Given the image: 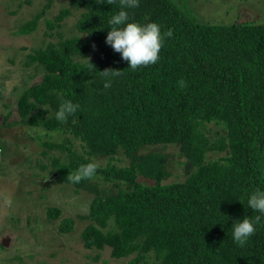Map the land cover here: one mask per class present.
Masks as SVG:
<instances>
[{
	"label": "trees",
	"instance_id": "obj_1",
	"mask_svg": "<svg viewBox=\"0 0 264 264\" xmlns=\"http://www.w3.org/2000/svg\"><path fill=\"white\" fill-rule=\"evenodd\" d=\"M54 1L45 0L15 33L37 30ZM70 4L46 18L45 34L58 39L27 54L25 64L42 67L43 75L23 89L17 123L82 141V152L66 141L43 145L67 151V160H53L56 179L94 194L80 216L89 220L84 246L109 248L112 257L129 258L126 264H264V218L243 247L233 239L239 220L259 215L247 206L251 194L264 191V24L202 23L174 0H139L127 9L128 22H155L173 35L155 65L132 70L106 42L119 0ZM74 9L77 35L65 36L56 28ZM108 68L123 74L106 89L101 71ZM68 100L77 112L57 121ZM169 144L184 157V180L164 183L169 156L154 147ZM119 153L129 164L98 163L93 179H67L80 165ZM61 214L48 210L53 218ZM74 223L64 219L61 232Z\"/></svg>",
	"mask_w": 264,
	"mask_h": 264
},
{
	"label": "rangeland",
	"instance_id": "obj_2",
	"mask_svg": "<svg viewBox=\"0 0 264 264\" xmlns=\"http://www.w3.org/2000/svg\"><path fill=\"white\" fill-rule=\"evenodd\" d=\"M187 14L202 23L231 24L235 21L264 24V0H174ZM45 0H0V264H126L129 258H114L109 248L88 249L82 239L89 220L80 218L90 209L94 194L61 182L53 171L54 158L67 160V151L45 147V141H66L79 152L82 141L61 132L22 123L17 101L23 89L41 80L43 68L26 65L27 54L45 46L51 39L45 34L46 18H53L64 7L73 9L70 0H55L42 14L39 28L30 34L15 31L43 9ZM79 12L74 9L61 28L65 36L77 35L75 22ZM54 31H57V30ZM70 138V139H69ZM169 156L170 177L164 183L184 180V157L177 145L154 147ZM218 155L210 153L209 157ZM102 165L129 164L124 154L115 158H95ZM42 164L48 165L43 169ZM48 177V179H46ZM10 197L11 207L4 204ZM59 207L58 218L48 215ZM66 218L74 219V228L61 232ZM7 239H5L6 237ZM4 237V238H3Z\"/></svg>",
	"mask_w": 264,
	"mask_h": 264
},
{
	"label": "clouds",
	"instance_id": "obj_3",
	"mask_svg": "<svg viewBox=\"0 0 264 264\" xmlns=\"http://www.w3.org/2000/svg\"><path fill=\"white\" fill-rule=\"evenodd\" d=\"M96 2L112 5L116 0H96ZM119 5L121 10L108 21L111 30L108 32L106 42L111 45L114 51L121 53L122 59L128 62V67L132 70L155 65L160 59L165 38L173 35L172 30L169 29L162 33L160 25L155 22L147 24L128 22L129 12L127 9L138 7L139 0H119ZM91 65L93 64L91 63ZM122 74V70L112 68L101 71V75L106 78L104 88H111L112 78L120 77ZM178 85L180 88L187 86L183 79L178 82ZM78 108L79 105L74 104L71 100L63 101L55 114L57 121L66 122L69 116L77 112ZM44 109L47 111L46 108ZM98 167L96 162L82 164L75 173H70L67 179L73 184H78L86 179L91 180L95 177ZM4 204L11 207V198L4 197ZM247 206L259 215H256L254 219L246 216L233 226L234 242L241 247L255 234L256 226L261 224L262 218H264V191L253 192L248 199Z\"/></svg>",
	"mask_w": 264,
	"mask_h": 264
},
{
	"label": "water",
	"instance_id": "obj_4",
	"mask_svg": "<svg viewBox=\"0 0 264 264\" xmlns=\"http://www.w3.org/2000/svg\"><path fill=\"white\" fill-rule=\"evenodd\" d=\"M4 238V237H3ZM8 237H6L5 239H7ZM1 244H3V245H7V240H1Z\"/></svg>",
	"mask_w": 264,
	"mask_h": 264
},
{
	"label": "flooded vegetation",
	"instance_id": "obj_5",
	"mask_svg": "<svg viewBox=\"0 0 264 264\" xmlns=\"http://www.w3.org/2000/svg\"><path fill=\"white\" fill-rule=\"evenodd\" d=\"M6 237V236H5Z\"/></svg>",
	"mask_w": 264,
	"mask_h": 264
}]
</instances>
